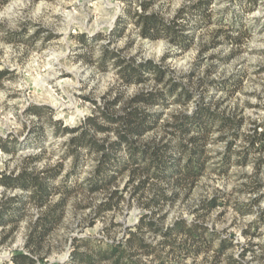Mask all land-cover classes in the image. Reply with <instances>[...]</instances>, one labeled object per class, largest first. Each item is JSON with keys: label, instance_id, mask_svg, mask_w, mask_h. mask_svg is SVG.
I'll return each instance as SVG.
<instances>
[{"label": "rangeland", "instance_id": "374dc122", "mask_svg": "<svg viewBox=\"0 0 264 264\" xmlns=\"http://www.w3.org/2000/svg\"><path fill=\"white\" fill-rule=\"evenodd\" d=\"M198 1L205 0H155L147 12L158 13L167 22L183 9L192 12L189 7ZM206 1L209 23L204 24L196 14H183V21H191L192 27L185 33L193 38L192 44L182 49L165 40L150 41L139 36L131 19L134 11H141L136 0H7L4 4L0 0V70L8 71L0 80V140L15 148L13 155L0 149V175L16 173L27 158L40 156L29 169L40 172L60 165V176L54 181L57 187L72 174L73 158H62L68 135L52 134L54 126L44 108L51 109L53 121L77 128L86 118L98 115L96 105L121 96L120 105L136 93L155 89L153 81L122 86L111 62L104 67L98 65L103 46L136 63L151 60L161 64L168 70L166 80L172 78L179 92L189 93L183 103L169 97L168 106L150 110L161 113L159 128L143 137V141L170 138L167 131L172 129L168 125L175 123L181 114H192L198 104L217 115L241 119L242 135L263 123L264 0H255L252 9L248 0ZM121 16L124 19L119 22ZM117 22L124 29L114 40L110 33ZM232 26L247 29V36L239 44L225 38V34L239 35L231 31ZM83 55L92 62L86 63ZM232 81L239 85H233ZM226 85L236 90L224 88ZM33 105L43 108L39 120L26 112ZM97 120L99 124L104 122L101 118ZM37 126L43 128L41 143L34 142L31 133ZM224 135L231 138L229 131ZM95 137L101 141L106 134L97 133ZM220 137L221 131L213 127L210 139L215 142L206 147L210 159L205 171L190 190L180 192L175 201L158 213L165 217V226L177 218L188 223L203 222L211 231L233 239L235 257L245 250V264H264V165L260 170L254 167L256 159H264V152L251 155L247 165L231 166L221 175L216 169L226 142L218 140ZM244 141L242 137L237 139L233 150L241 151ZM95 163L94 156H84L83 166L77 176L71 175L69 183L86 184ZM127 181V176H123L110 188L109 191L121 192L122 200L115 210L99 217L97 207L107 200V193L76 190L66 201L60 225L46 241L41 264H66L75 239H89L96 244L123 240L141 215L151 213L141 207L148 196L134 197V185L126 187ZM256 184L259 190L249 192ZM20 193L19 189L8 191L0 187V207L6 197ZM171 193L166 191L168 196ZM59 199L60 195L51 197L50 205ZM211 199H217L216 208L198 210L203 201ZM236 205L251 211L241 214ZM42 211L44 208L28 205L18 223L0 226V264L23 251L29 227ZM146 240L156 242L150 236ZM210 259L211 254L188 259L184 264H208Z\"/></svg>", "mask_w": 264, "mask_h": 264}, {"label": "trees", "instance_id": "16d2710c", "mask_svg": "<svg viewBox=\"0 0 264 264\" xmlns=\"http://www.w3.org/2000/svg\"><path fill=\"white\" fill-rule=\"evenodd\" d=\"M136 1L141 11H134L131 19L142 39L165 40L182 49H187L192 44L193 36L185 33L192 30L191 21H183L184 12L189 11L183 9L175 18L166 22L158 13L147 12L155 0ZM1 2L4 4L7 0ZM255 3V0H248L250 9ZM207 7L208 1H198L189 7L192 11L189 13L200 16L204 24H207L210 22L206 13ZM125 12L129 13L128 9ZM192 18L197 20L194 16ZM122 19L123 16L119 17L118 21ZM123 29L124 26L119 28L117 22L115 29L110 33L114 40L121 36ZM231 31L239 35L234 37L225 34L227 42L230 43L239 44L243 37L247 36V29L244 27L232 26ZM81 58L86 63L92 62L86 55ZM97 60L98 65L103 67L112 63L117 69L122 86L142 85L153 81L155 89L136 93L120 105L118 104L121 102V96L103 105H96L98 115L86 118L77 128L63 127L61 121H53L51 109L44 108L49 111L48 121L54 126L52 134L56 137L68 135L64 142L65 152L62 158H73V172L56 187L54 181L60 176L61 166L35 172L28 167L40 159V156H34L27 158L26 164L16 173L0 175V187L8 191H21L20 194L6 197L1 204V227L18 223L28 205L38 209L44 208L29 227L23 251L16 252L2 264H41L45 258L43 250L46 241L60 225L63 208L69 197L76 190L83 188L89 193H107V200L97 207L96 214L99 217L119 206L122 193L109 190L123 176L128 178L126 187L134 185V197L140 199L148 196L141 207L151 213L141 215L134 227L127 231L126 237L118 242L96 244L89 239H75L73 251L66 264H184L188 259L195 260L210 254L208 264H245L246 251L235 257L232 253L235 247L232 238L222 237L211 231L203 222L195 220L188 223L183 218H177L165 226V217L160 216L158 212L169 202L175 201L180 192L190 190L205 171L210 159L206 147L215 142L210 139L213 127L217 126L221 131L218 140L226 142L216 169L224 175L231 166L247 165L251 155L264 152V122L255 125L250 133L242 135L239 132L241 119L217 115L198 104L192 114H181L176 117L175 123L168 125L172 129L167 131L170 138L143 141V137L159 128L161 113H151L150 110L156 106H168L169 97H176V102L183 103V98L187 100L189 93L179 92L172 78L166 80L168 70L151 60L136 63L106 46H103V53ZM7 74L8 71L0 70V80ZM232 83L239 85L236 81ZM158 86L161 90L156 89ZM224 88L236 90L227 85ZM42 109L33 105L27 108L26 112L35 115L39 120ZM98 118L104 121L103 124L98 123ZM227 131L231 138L224 135ZM31 133L34 142H42L43 128L37 126L31 129ZM97 133L106 134V138L97 140ZM241 137L245 140L243 149L235 152L233 146ZM0 141V149L13 155L15 148L11 147V143ZM84 156L95 158L91 176L86 180V184L75 183V186H72L69 183L72 181L71 175L77 176L84 164ZM263 165L264 159L254 161L256 170H260ZM259 188L258 184L252 185L248 191L255 192ZM167 190L172 191L171 195H166ZM55 195H60V199L50 205L51 197ZM256 202L257 199L254 200V203ZM217 206V199H211L203 201L198 210L209 211ZM235 208L241 214L251 211L242 210L240 205ZM147 236L156 242H147Z\"/></svg>", "mask_w": 264, "mask_h": 264}]
</instances>
